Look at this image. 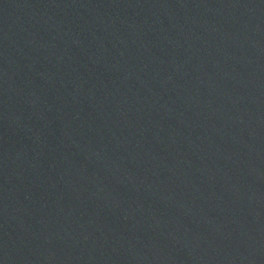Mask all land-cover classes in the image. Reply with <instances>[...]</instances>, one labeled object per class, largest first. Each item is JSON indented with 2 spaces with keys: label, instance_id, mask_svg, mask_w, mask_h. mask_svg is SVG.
<instances>
[{
  "label": "water",
  "instance_id": "95a60500",
  "mask_svg": "<svg viewBox=\"0 0 264 264\" xmlns=\"http://www.w3.org/2000/svg\"><path fill=\"white\" fill-rule=\"evenodd\" d=\"M0 264H264V0H0Z\"/></svg>",
  "mask_w": 264,
  "mask_h": 264
}]
</instances>
